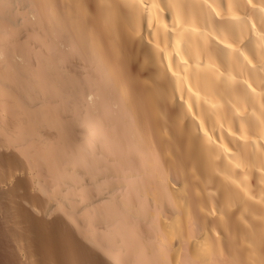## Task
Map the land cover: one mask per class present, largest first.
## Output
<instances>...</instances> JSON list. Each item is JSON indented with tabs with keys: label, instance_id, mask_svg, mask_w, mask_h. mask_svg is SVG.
Segmentation results:
<instances>
[{
	"label": "bare ground",
	"instance_id": "1",
	"mask_svg": "<svg viewBox=\"0 0 264 264\" xmlns=\"http://www.w3.org/2000/svg\"><path fill=\"white\" fill-rule=\"evenodd\" d=\"M0 264H264V0H0Z\"/></svg>",
	"mask_w": 264,
	"mask_h": 264
}]
</instances>
